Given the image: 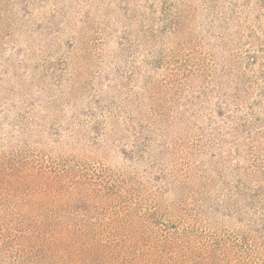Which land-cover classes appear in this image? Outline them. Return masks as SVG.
Here are the masks:
<instances>
[{"label": "trees", "instance_id": "1", "mask_svg": "<svg viewBox=\"0 0 264 264\" xmlns=\"http://www.w3.org/2000/svg\"><path fill=\"white\" fill-rule=\"evenodd\" d=\"M0 264H264V0H0Z\"/></svg>", "mask_w": 264, "mask_h": 264}]
</instances>
